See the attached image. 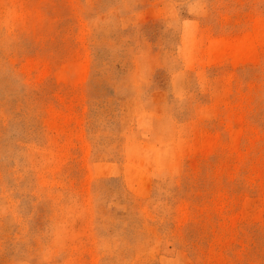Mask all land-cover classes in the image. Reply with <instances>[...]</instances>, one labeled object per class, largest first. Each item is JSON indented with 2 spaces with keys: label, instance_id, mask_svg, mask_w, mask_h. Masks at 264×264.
Instances as JSON below:
<instances>
[{
  "label": "rangeland",
  "instance_id": "obj_1",
  "mask_svg": "<svg viewBox=\"0 0 264 264\" xmlns=\"http://www.w3.org/2000/svg\"><path fill=\"white\" fill-rule=\"evenodd\" d=\"M0 264H264V0H0Z\"/></svg>",
  "mask_w": 264,
  "mask_h": 264
}]
</instances>
